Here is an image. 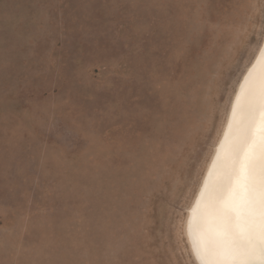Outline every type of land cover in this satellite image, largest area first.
Here are the masks:
<instances>
[{
	"label": "rangeland",
	"instance_id": "374dc122",
	"mask_svg": "<svg viewBox=\"0 0 264 264\" xmlns=\"http://www.w3.org/2000/svg\"><path fill=\"white\" fill-rule=\"evenodd\" d=\"M263 39L264 0H0V264H197Z\"/></svg>",
	"mask_w": 264,
	"mask_h": 264
},
{
	"label": "bare ground",
	"instance_id": "6f19581e",
	"mask_svg": "<svg viewBox=\"0 0 264 264\" xmlns=\"http://www.w3.org/2000/svg\"><path fill=\"white\" fill-rule=\"evenodd\" d=\"M222 130L186 235L201 264H264V39Z\"/></svg>",
	"mask_w": 264,
	"mask_h": 264
},
{
	"label": "water",
	"instance_id": "95a60500",
	"mask_svg": "<svg viewBox=\"0 0 264 264\" xmlns=\"http://www.w3.org/2000/svg\"><path fill=\"white\" fill-rule=\"evenodd\" d=\"M193 250H194V249H193ZM193 254H194V256H195L197 262H198L199 264H201L200 260L198 259V257L196 256V253H195L194 251H193Z\"/></svg>",
	"mask_w": 264,
	"mask_h": 264
}]
</instances>
